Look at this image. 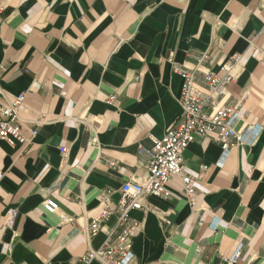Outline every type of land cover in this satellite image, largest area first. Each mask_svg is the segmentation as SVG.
Instances as JSON below:
<instances>
[{"label": "crops", "instance_id": "1", "mask_svg": "<svg viewBox=\"0 0 264 264\" xmlns=\"http://www.w3.org/2000/svg\"><path fill=\"white\" fill-rule=\"evenodd\" d=\"M234 55L225 102L243 141L227 157L210 137L190 144L195 206L173 178L168 200L129 211L133 264H264V0H0V101L24 94L19 119L37 130L0 139V264H75L116 241V210L87 228L103 194L117 209L124 183L148 180L146 152L182 114L174 68L202 83Z\"/></svg>", "mask_w": 264, "mask_h": 264}, {"label": "built area", "instance_id": "2", "mask_svg": "<svg viewBox=\"0 0 264 264\" xmlns=\"http://www.w3.org/2000/svg\"><path fill=\"white\" fill-rule=\"evenodd\" d=\"M240 56L234 55L232 63L225 67L222 76L204 73L203 82L196 77V70H188L176 66L174 73L183 81L180 97L182 114L178 120L169 126L161 139L154 140V147L146 153L149 156L147 164L148 180L144 183L128 181L121 188L122 198L117 209L110 208L109 193L100 197L103 208L95 216L87 228L88 238L101 233L105 222L113 212H119V225L122 231L114 242H105L98 250H91L83 255L75 264H133L134 233L139 225L130 219L128 213L132 209H140L141 199L157 197L168 200L171 196L169 182L180 178L184 195L191 206H195L197 190L195 181L185 173L184 153L190 144L203 137H210L218 143L227 157L233 146L241 144L243 135L235 129V121L239 115V104L227 103V85L236 80L235 64ZM25 95L22 94L13 101H0V139L11 144L29 143L37 134V130L29 128L19 119V109ZM29 136H26V134ZM66 149L62 153H66ZM115 166V164H112ZM44 210L51 215H59L62 224L72 222L61 214L58 203L53 199L43 202ZM116 210V211H115ZM240 250L229 262H237Z\"/></svg>", "mask_w": 264, "mask_h": 264}]
</instances>
